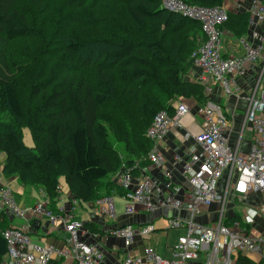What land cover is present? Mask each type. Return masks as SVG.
<instances>
[{"label": "trees", "instance_id": "16d2710c", "mask_svg": "<svg viewBox=\"0 0 264 264\" xmlns=\"http://www.w3.org/2000/svg\"><path fill=\"white\" fill-rule=\"evenodd\" d=\"M22 1L0 0L2 176L39 186L50 208L60 177L70 197L89 206L121 195L112 176L123 163L149 164L146 130L156 113L173 114L176 99L197 107L206 102L203 87L189 76L191 54L205 40L200 22L164 9L161 0H30L41 15L59 7L56 19L32 16L20 8ZM178 1L200 7L226 2ZM221 29L245 35L248 13L227 12ZM22 127L33 147L24 144ZM93 224L83 227L94 233ZM9 226L0 212V264L7 253L2 232ZM237 263L261 261L239 254Z\"/></svg>", "mask_w": 264, "mask_h": 264}, {"label": "built area", "instance_id": "2783aa9c", "mask_svg": "<svg viewBox=\"0 0 264 264\" xmlns=\"http://www.w3.org/2000/svg\"><path fill=\"white\" fill-rule=\"evenodd\" d=\"M161 6L201 24L205 40L191 54L189 76L203 87L207 99L198 109L201 118L192 113L193 100L171 101V115L165 110L157 112L146 130L152 143L146 156L149 164L123 163L112 179L123 190L120 197L126 218L165 208L173 212L166 219L165 229H181L183 234L163 256L151 245L143 244L156 230L152 223H120L106 236L121 238L126 251L114 248L113 257L121 259V264H238L241 254L264 264L263 0H240L233 6L235 12L248 13V30L236 37L242 53L230 56L222 52L221 26L229 12L225 5L200 7L161 0ZM250 69L254 76L248 82ZM215 86L223 96L244 101L238 121L227 116L220 101L212 99ZM169 133L179 142L180 153L164 144ZM0 185V212L13 217L46 218L51 224L60 222L67 231L65 244L55 247L33 239L27 227L10 225L2 232L7 245L3 264H49L54 259L74 264L102 263L99 248L81 240L88 231L74 216L78 200L71 198L68 210L57 213L49 208L46 195L45 200L23 208L13 191L1 181ZM237 207L245 214L255 208L260 219L256 216L243 220ZM92 209L108 220L117 218L111 195L96 199ZM256 223L262 224V229Z\"/></svg>", "mask_w": 264, "mask_h": 264}, {"label": "crops", "instance_id": "0c3cea01", "mask_svg": "<svg viewBox=\"0 0 264 264\" xmlns=\"http://www.w3.org/2000/svg\"><path fill=\"white\" fill-rule=\"evenodd\" d=\"M239 1L240 0H226L224 5L230 12L235 13V11H233L232 8ZM223 30H224V35L222 37L223 55L225 56L240 55L242 51L236 44V37L233 36L231 33H229L227 30L225 29ZM253 76H254V70L250 69L246 75L248 82L252 80ZM247 86L248 85L246 83L245 88H247ZM212 99H214L215 101H220V102L226 99L225 111L227 112V116L229 118H232V117L236 118V121H238L239 118H241L243 108H244V101L242 99H237L234 96H231L230 98L223 96L220 92V89L217 86L214 87ZM194 105L195 106L192 108V113L195 114V118H201L200 111L198 110L200 107H197L198 105L196 103ZM167 136H168L167 140L164 144H166L171 150L176 151L177 153H180L182 150L179 148V142L176 140V138L170 133ZM245 140H248V138H245ZM16 179H17L16 177L6 178V179L3 178V182H5L6 186L9 187L7 182H11V181L15 182ZM0 181L2 183V178L0 179ZM15 186H16V190H15L16 192H14V194L16 195L18 204L21 207L23 208L30 207V206H33L36 202H38L36 197L34 199L33 197L29 196L30 193L27 194V188H31V186H25L21 182L19 183L18 181L16 182ZM60 189H61V185H60ZM39 191H40L42 200H45L46 198L45 194L40 189ZM32 195H33V192H32ZM63 196L64 195L61 191L57 198V202L54 204V207L50 208V204H49V208L51 209L53 213L59 212L60 209L68 210V208L70 207L71 197H70L69 191L67 192L66 199H63ZM111 196H114V193H112ZM74 212H75L74 216L76 220L80 221L83 224L86 222L87 223H99L103 231L105 230L111 231L115 227V225H119L120 223L127 222L128 220V218L125 217L124 213L119 214L116 220H108L105 217H102L101 215L95 213L94 210L92 209V206H89L88 204L81 203V202L75 207ZM171 215H173L172 211L165 209V208H159L151 213L138 212L137 214L131 216V218L129 219L131 220V222L137 223V224L152 223L156 227V230L154 232L159 231V230H167L166 232L167 238H168V234L172 233V236H175V237L173 238L171 243L169 242L165 243L166 244V254H167L169 246H171L175 242L178 236L183 234V230L181 229H177V230L162 229L163 224H166V219ZM8 217H9V225L15 226V227H27L28 233L32 236V238L40 243H47L55 247H62L65 244V239L67 237V231L64 229L63 224H61L60 222L51 224L50 222H48L46 218L40 219V218H36L32 216H26L24 218H21V217H13L9 215ZM160 222L163 223L161 227H160L161 225ZM154 232L150 235V238L148 239H151V240L153 239L152 235L154 234ZM81 240L84 241L86 244L95 245L99 248L102 254L101 264H121V259H116L113 257L112 252H114L115 250L114 240H109L107 236H104V235H100V234L98 235L96 233H89V232L86 233L85 236L84 235L81 236ZM136 244L140 245V242H137ZM143 244H145V240ZM151 246L153 247V245ZM162 250H163V247H162ZM58 262L59 264H74L70 260H63V259L59 260Z\"/></svg>", "mask_w": 264, "mask_h": 264}, {"label": "rangeland", "instance_id": "374dc122", "mask_svg": "<svg viewBox=\"0 0 264 264\" xmlns=\"http://www.w3.org/2000/svg\"><path fill=\"white\" fill-rule=\"evenodd\" d=\"M23 5H20V8L23 9L24 11H30L32 16H36V17H39V18H44L45 16L47 17H53V18H57V12L60 11V8L59 7H56L54 8L56 10V12H53V13H50V14H42L41 13H38V11H36V9H34L31 5H30V0H23L22 1ZM225 100H223L221 102V107L223 109V111H225L226 109V106H225ZM191 107L193 105V102L190 103ZM21 131H22V139H23V142L24 144L27 146V147H33V142H32V138H31V135H30V131L27 127H22L21 128ZM249 132H247V137L249 136ZM114 138L111 136V140L113 141L115 147L117 149H119L120 151H122V146L120 143H118L117 141H115V139L113 140ZM4 159H5V156L4 154L1 152L0 153V172L2 173V166L4 164ZM3 178L6 179V177L2 176V184L6 185L5 182H3ZM19 182V179H16V181H11V182H7V184L9 185V188L11 189V191L13 192H16V182ZM59 184L61 185V191L63 193V199H66V195H67V192H68V187L64 181V178L63 177H60L59 179ZM32 191H31V190ZM40 187L37 186V185H33L31 186V188H27V194L30 193V197H33L35 199H37L38 202H41L42 201V198H41V194H40V191H39ZM30 190V191H29ZM41 190V189H40ZM32 192H33V195H32ZM36 194V195H35ZM115 193L114 194V203H115V209H116V216H118L119 214L121 213H124V208H123V201L121 200V197ZM16 197V195H15ZM17 199V197H16ZM236 210L241 214V217L243 220L245 219H254V217H256L258 215V211L255 209V208H251L250 210H248V212L245 214L243 213V211L241 209H239V207L236 208ZM258 217V216H257ZM259 218V217H258ZM260 219V218H259ZM160 227L162 226V222H160ZM256 226L259 228V229H262V224H258L256 223ZM117 225H115L114 228H116ZM162 229H165V224H163L162 226ZM92 230L94 231V233L96 234H101V235H104L106 236V233H108L109 231L105 230L103 231L102 227L99 225V223H94L93 224V228ZM258 230V229H256ZM167 230H159V231H156L154 232V234L152 235L153 239H146L145 240V244L147 245H153V247L155 248V250L159 253V254H162V255H165L166 254V242L168 243H171V241L173 240V238L175 236H172V233H169L168 234V238L166 236V233ZM107 238L109 240H114L115 241V248L117 249H124V251H126L124 248V245L122 243V239L117 237V236H113V235H110V236H107ZM162 247H163V250H162ZM129 250V249H127ZM120 256H122V254H120ZM259 258V256H256Z\"/></svg>", "mask_w": 264, "mask_h": 264}]
</instances>
